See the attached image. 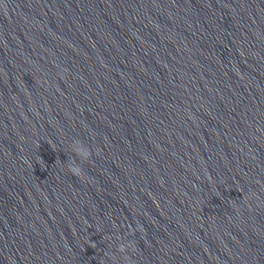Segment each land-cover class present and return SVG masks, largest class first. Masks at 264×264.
I'll return each instance as SVG.
<instances>
[{"label":"clouds","instance_id":"clouds-1","mask_svg":"<svg viewBox=\"0 0 264 264\" xmlns=\"http://www.w3.org/2000/svg\"><path fill=\"white\" fill-rule=\"evenodd\" d=\"M91 155H92V153H91ZM69 171L76 177H80L81 179L84 178V172L80 168H71V169H69Z\"/></svg>","mask_w":264,"mask_h":264}]
</instances>
